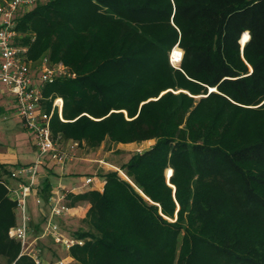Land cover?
I'll use <instances>...</instances> for the list:
<instances>
[{
  "label": "trees",
  "instance_id": "trees-1",
  "mask_svg": "<svg viewBox=\"0 0 264 264\" xmlns=\"http://www.w3.org/2000/svg\"><path fill=\"white\" fill-rule=\"evenodd\" d=\"M16 30L29 59L72 72L43 90L48 111L64 100L55 138L89 151L154 141L119 166L127 179L109 170L101 190L69 195L77 212L57 222L84 243L67 264H264V0H48ZM9 175L0 164V258L36 264L8 233ZM52 191L47 177V210Z\"/></svg>",
  "mask_w": 264,
  "mask_h": 264
},
{
  "label": "built area",
  "instance_id": "built-area-1",
  "mask_svg": "<svg viewBox=\"0 0 264 264\" xmlns=\"http://www.w3.org/2000/svg\"><path fill=\"white\" fill-rule=\"evenodd\" d=\"M47 1L5 0L0 3V94H9L13 97L15 112L24 128L33 135L38 151L33 163L16 166L11 170L9 178L15 181L14 186L6 185L8 184L6 181H2V184H5L12 193L19 214V223L9 234L20 243L21 254H27L36 264L45 262L36 240L31 239L30 199L35 196L37 203L42 204L37 195L41 170L48 162L64 166L75 158L74 153L79 146L78 143L71 141L62 148L59 137L53 136L51 119L54 112H57L63 120L64 101L59 96L48 99L51 101V110L48 111L45 107L47 99L43 93L46 85L57 79L69 78L72 72L64 63H52L47 57L37 63L31 61L28 58V47L18 41L22 36L16 30L17 17L29 9L32 10L37 4ZM176 48L180 53L175 54ZM182 58L183 51L177 45L171 53L170 62L174 67L180 66ZM94 182L95 178L89 176L81 185H75L71 191L65 190L62 186L53 188L48 200L43 231L38 239L51 237L55 244L67 251L76 244L83 245V240L65 236L57 219L74 216L77 209L69 205V195L91 189ZM55 264H66V260L61 258Z\"/></svg>",
  "mask_w": 264,
  "mask_h": 264
},
{
  "label": "rangeland",
  "instance_id": "rangeland-1",
  "mask_svg": "<svg viewBox=\"0 0 264 264\" xmlns=\"http://www.w3.org/2000/svg\"><path fill=\"white\" fill-rule=\"evenodd\" d=\"M30 10L31 9H29V11ZM42 58H44V56L38 60H32V59L30 60L37 63ZM178 67L179 66H176V68ZM72 142H75V141H72ZM0 143H2V145H5V146H11L20 154L25 151L33 150L35 141H34L33 135L24 128L20 118L17 115H15V113L12 112L11 115L0 116ZM153 144H154V141H147L142 144H136V143L120 144L118 146L117 145L113 146V145H109L108 143H103L100 148L95 150L101 153V155L103 156L101 157L103 161L101 160V162L96 163L97 167L95 168L96 170H94L93 173H88V175H82V176L86 177L90 175L93 178H95L96 175L99 176L100 174L107 172L109 170L118 171L120 170L119 166L123 162L127 161L133 153L137 151H143L147 149L148 147L152 146ZM60 145L62 148H65L67 146V144L64 142H62ZM111 149H113V152L109 153ZM85 150L86 148L80 145L77 148V151L79 152V154H81ZM104 154H105V157H104ZM46 166L47 167L45 168V172H50L49 174H47V176H50V174L53 175L50 177V179L52 180V182H56L57 179L54 176L55 175L54 171L56 169L55 167L58 165H55L52 162H48ZM119 173L121 174L123 178L127 179V177L122 171H119ZM167 173H168V170H167ZM4 179H5L4 181L8 183L6 185L14 186V184L13 185L11 184V181L13 180H11L9 177H5ZM3 185L5 186V184ZM78 185H81V182H78ZM101 186L102 185H99V187ZM5 188L7 189L6 186ZM7 193H8L9 199L15 203V212H16V223L14 226H12L9 229L8 233H10V230L14 228L15 226H17V224L19 223V214H18L17 204L12 198V193L8 189H7ZM47 212H48L47 208L42 206L41 204L39 205L36 200L30 201V213H31V218H32L31 239L36 240L37 247L40 249V254L45 264H48L49 262H55L57 260H60L61 258L66 260V264H67L68 262V259H67L68 251L67 250H65L61 246L54 244L51 238L38 239L40 231H41V227L45 222V215ZM80 227L83 228L81 220H76L75 222L65 223L64 229L65 231L72 233L74 232V230L79 229ZM10 238L12 237L10 236ZM0 264H5V259L0 258ZM72 264H76V263H72Z\"/></svg>",
  "mask_w": 264,
  "mask_h": 264
},
{
  "label": "crops",
  "instance_id": "crops-1",
  "mask_svg": "<svg viewBox=\"0 0 264 264\" xmlns=\"http://www.w3.org/2000/svg\"><path fill=\"white\" fill-rule=\"evenodd\" d=\"M12 112L15 113V115H17L15 112L13 97L9 94H0V116L11 115ZM66 144H69V142ZM111 152H113V149L109 151V153ZM74 154H75V158L67 162L66 165L55 167L56 169L54 171L55 173L54 176L57 179V181L52 182L53 188L57 186H62L65 190L71 191L75 185H78V182H81L82 184L85 178L90 176L89 175L85 177L82 175H88V173H93L94 170H96L95 168L97 167L96 163L101 162V160L103 161V159L101 158L103 156L99 151L98 152L89 151L86 149L84 152L79 154V152L76 149ZM37 155H38V151L35 143L33 150L25 151L20 154L11 146H5L2 145V143H0V164L5 165L10 171L16 166L33 163L36 160ZM46 167L47 166H44L43 169L41 170V174L39 177V184H41L44 181V179H46L47 177H49L50 179V177L53 176V175L47 176L49 172H45ZM166 176H167V171H166ZM11 184L15 185L16 183L15 181H11ZM93 184L94 185H92V188L101 190L104 182L100 176L96 175L95 182ZM101 184L102 186L99 187V185ZM32 200H36L35 196L31 197L30 201ZM80 206L81 208L83 207L84 212L82 210V212H79V214L81 215V217H84L86 210L88 208V204L82 203Z\"/></svg>",
  "mask_w": 264,
  "mask_h": 264
},
{
  "label": "water",
  "instance_id": "water-1",
  "mask_svg": "<svg viewBox=\"0 0 264 264\" xmlns=\"http://www.w3.org/2000/svg\"><path fill=\"white\" fill-rule=\"evenodd\" d=\"M245 43L246 42H244L243 41V39H241V44H242V46H244L245 45ZM210 92H213V91H216V89L215 88H210V90H209ZM202 97H204L203 95H200V96H197V97H195L196 99H200V98H202ZM172 175V174H171ZM167 178H168V181H169V177H168V173H167ZM173 189H174V191H175V187L173 186ZM179 208V207H178Z\"/></svg>",
  "mask_w": 264,
  "mask_h": 264
}]
</instances>
